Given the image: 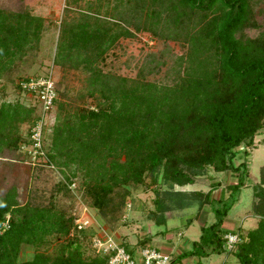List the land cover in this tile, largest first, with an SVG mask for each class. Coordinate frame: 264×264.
Returning a JSON list of instances; mask_svg holds the SVG:
<instances>
[{"label":"trees","instance_id":"obj_1","mask_svg":"<svg viewBox=\"0 0 264 264\" xmlns=\"http://www.w3.org/2000/svg\"><path fill=\"white\" fill-rule=\"evenodd\" d=\"M116 1L121 8L112 7L113 22L81 14L58 26L53 64L81 71L85 78L72 112L69 102L57 104V97L53 101L61 119L51 129L45 165H54L61 174L54 191L70 192L68 186L79 175L81 194L103 217L122 208L127 189L145 180L153 185L158 177L164 184L182 187L193 185L207 168L234 173L235 184L227 185L226 197L216 200L210 197L215 185L205 194L153 190L149 218L162 226L168 213L189 208L191 201L198 212L211 206L214 222L200 226L193 250L176 255L169 264L196 251L202 256L230 254L237 264H264V217L251 230L231 232L239 241L230 251L222 240L227 232L221 229L232 196L248 177L245 161L233 164L237 149L242 147L246 159L253 138L264 133V30L253 38L244 35L245 29L256 27L253 0ZM44 22L27 11L0 9V79L33 49ZM130 28L177 43L184 54H148L133 78L103 71L100 66L116 42L133 37ZM16 88L21 92L18 84ZM37 116L36 103L27 108L0 104V150H16L18 124L27 126V144ZM263 186L264 168L253 188L257 202L252 210L264 209ZM224 200L230 206L222 205ZM214 202L222 207L215 208ZM73 219L51 202L19 204L15 189L9 188L0 195V264H107L90 246L92 257H84L74 246L75 237L68 238L76 230ZM48 236L63 239L51 256L37 250ZM144 242L139 245L147 246ZM120 245L134 256L127 245ZM22 246L34 250L25 261L18 259Z\"/></svg>","mask_w":264,"mask_h":264},{"label":"rangeland","instance_id":"obj_2","mask_svg":"<svg viewBox=\"0 0 264 264\" xmlns=\"http://www.w3.org/2000/svg\"><path fill=\"white\" fill-rule=\"evenodd\" d=\"M115 5L121 8V4L116 0H76L74 2L73 0H0V9L4 11L15 13L23 10L45 21L44 29L33 49L16 63L9 74L0 79V104L17 103L24 108L34 105L35 99L19 92L16 86L22 78H42L49 75L53 87L58 90L55 95L57 101H55L57 104L69 102V111L72 112L79 101L78 96L84 92L85 74L81 71L62 70L53 64L58 26L63 19L75 20L81 14L88 15L91 20L99 18L113 22V16L109 14L113 12L112 7ZM64 7H69L71 10L65 12ZM253 8L256 27L244 30V35L249 38L256 37L264 30V0H253ZM129 31L133 33V37L120 38L106 54L105 61L100 66L103 71L125 78H133L137 68L148 54H159L165 51L167 58H175L184 54V48L177 43L170 41L164 43L151 38L146 32H135L132 28ZM85 102L88 104L89 101ZM57 104L52 105L51 110L43 119L40 136L45 155L46 146L47 148L49 146L51 129L61 119V115H58ZM15 126L20 138L16 150L13 152L6 149L0 150V195L9 188H14L19 204L31 201L34 204L47 205L51 202L55 207L63 210L66 216L74 218L73 223L74 221L86 223V228L82 229V232L72 230L68 236V238L75 237L74 246L78 245L77 248L84 257L95 255L88 249L89 239L103 231L114 242L127 245L134 254L141 248L139 243L142 240H146L144 244L148 247L157 249L163 247L168 251L170 262L176 257L177 250L184 253L193 250L191 243L197 241L200 226L207 227L214 222V218L210 211L211 206L206 205L198 212L196 203L191 201L189 208L168 213L164 225L155 226L149 218V213L153 210V190L182 192L184 195L191 192L205 194L211 185H215L211 188L210 197L216 200L220 195H226L225 187L230 185L229 183L235 184L236 182L234 173H215L210 168L205 169L195 179L193 185L171 186L160 182L158 177L153 185H149V181L145 180L143 185L127 189L129 195L124 199L125 204L122 208L116 213L101 217L95 209L89 206V199L81 194L79 175L68 186L71 193L63 194L54 191L57 183L62 180L59 169L54 165H45L46 158L31 161V157L27 155L29 148L25 142L27 126L26 124ZM261 131L253 138V147L247 150L249 156L246 159L242 157V149H237L238 153L233 164L237 166L245 161L248 177L244 179L243 186L238 189V192L232 196L231 206L229 200L222 201V205L230 206V208L225 215L221 229H238L245 232L253 229L257 221L264 217V209L252 210V206L257 202L252 194L253 188L258 183L260 170L264 168V133ZM214 207L221 208L222 206L214 202ZM62 242V238L48 236L37 250L51 256L55 247ZM33 251L32 248L22 246L19 261L28 260ZM195 253L197 254L186 257L180 264H237L230 254L202 256L198 251ZM176 263L179 262L174 261L173 264Z\"/></svg>","mask_w":264,"mask_h":264},{"label":"built area","instance_id":"obj_3","mask_svg":"<svg viewBox=\"0 0 264 264\" xmlns=\"http://www.w3.org/2000/svg\"><path fill=\"white\" fill-rule=\"evenodd\" d=\"M18 86L21 92L35 99L38 107V116L29 129L26 144L29 148L27 155L31 157V161H36L45 158L44 146L40 135L43 129V119H45V115L51 110L55 99L54 87L49 75L42 78H28L20 81ZM73 224L78 231L85 229L87 225L86 223H76L75 221ZM2 227L5 228L6 224L4 223ZM222 240L225 249L228 251L232 250L239 241L236 233H226L222 236ZM89 246L96 255L105 256L107 264H169V257L167 255L148 246L141 247L134 256H130L120 243L114 242L103 231L100 234L93 235Z\"/></svg>","mask_w":264,"mask_h":264},{"label":"crops","instance_id":"obj_4","mask_svg":"<svg viewBox=\"0 0 264 264\" xmlns=\"http://www.w3.org/2000/svg\"><path fill=\"white\" fill-rule=\"evenodd\" d=\"M39 15H40V14H39ZM42 17H43V16H42ZM229 184H232V183H229ZM263 188H264V186H263ZM223 220H224V219H223ZM222 225H223V222H222ZM221 228H222V227H221ZM222 230L226 231L227 233H231V232H234V231H235L234 229H232V230H225V229H222ZM155 249L158 250L160 253H162V254L168 256V251L165 250V249H163V247H160V249H157V248H155ZM180 253H182V252L179 251V250H177V253H176V254L178 255V254H180ZM184 260H185V258L182 259V260H180L179 263H176V264H180V263H182Z\"/></svg>","mask_w":264,"mask_h":264}]
</instances>
